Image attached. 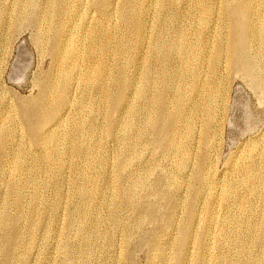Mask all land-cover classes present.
<instances>
[{"label": "rangeland", "instance_id": "obj_1", "mask_svg": "<svg viewBox=\"0 0 264 264\" xmlns=\"http://www.w3.org/2000/svg\"><path fill=\"white\" fill-rule=\"evenodd\" d=\"M243 1L0 0V264H264V40L236 58L229 36L248 15L264 27V1L239 16ZM95 32L113 38L110 103L87 80L102 55ZM69 48L86 55L55 93ZM44 102L53 112L36 119Z\"/></svg>", "mask_w": 264, "mask_h": 264}, {"label": "bare ground", "instance_id": "obj_2", "mask_svg": "<svg viewBox=\"0 0 264 264\" xmlns=\"http://www.w3.org/2000/svg\"><path fill=\"white\" fill-rule=\"evenodd\" d=\"M97 1V5H98V7H100L101 8V6L102 7H104L108 2H110V0H96ZM251 1H253V0H251ZM264 1V0H263ZM234 2H236V1H234ZM233 2V3H234ZM250 2H248V0H246V1H243V4L240 6V8H239V10H238V12H240L241 13V15H239V16H244V15H247V12L249 11V9H250V4H249ZM200 10H201V15H200V19H199V21H198V23L200 22V26H201V32H204L205 33V31H210L211 30V28H212V25H213V15H212V7L211 6H209V5H207V4H202V5H200ZM263 10H264V8L263 7H260L259 9H258V19L259 18H262L263 16H264V12H263ZM20 14V13H19ZM43 19H44V21H45V24L47 23L48 24V26L46 25V29H48L47 30V32L49 31V29L51 28V24H52V20H51V15L50 14H47V13H43V17H42ZM241 18V17H240ZM244 20H243V23L246 25V26H248V29H246V30H244L243 28H241V26H240V21H232V23H231V29H230V34H229V36H230V39H231V43H230V45H231V53H233L234 54V56L237 58V57H242L243 55H242V53L244 52L243 50H246L247 48H249V46H251L252 44H253V42H257V43H259V42H262L263 40H264V27L263 26H261V27H259L258 25L260 24V22H259V24L258 23H255L256 21H255V19L253 20V19H251V16L250 15H248V17L245 19V18H243ZM20 20V19H19ZM16 23V22H15ZM262 24V23H261ZM14 25H16V24H14ZM241 25H242V23H241ZM263 25V24H262ZM14 27V26H13ZM16 27V26H15ZM169 28V27H168ZM172 28V27H171ZM256 28V29H255ZM178 30V29H177ZM181 30V29H180ZM258 31V32H257ZM180 32H182V31H180ZM184 32V31H183ZM96 33V32H95ZM93 33V38H95L96 40H98L100 43H99V49H100V51H101V53H102V55L100 56L99 55V57H100V59H98L97 61H95V63H93V64H91L88 60V62L91 64L90 65V67L86 70V74H88V76H87V80H88V82H91V83H93V84H91V85H94V83L96 82H98L99 81V85H98V87H99V90H100V92H101V94H102V97H103V99H104V101H106V102H111V100H112V96L109 94V92H108V69L109 68H107V65H108V63H106V61H105V55H106V53L109 51V50H111L112 49V46H111V43H112V39H110V35H111V33L109 34H102V36H98V34L96 33ZM203 33V34H204ZM43 34H46V33H43ZM57 34L58 35H56V36H54L52 39H51V42H53V46L55 47V45L56 46H58V47H60L59 48V50L60 49H62L64 46H63V43H62V40L61 41H59L60 39H61V37L59 36V35H62V33H61V30H58L57 31ZM180 35L182 34V33H179ZM92 35V34H91ZM45 36V35H44ZM88 36V35H87ZM209 36V35H208ZM112 37V36H111ZM141 37V36H140ZM182 38H183V36H181ZM92 38V37H91ZM145 38V36H144V34H143V36H142V39H144ZM181 38V39H182ZM209 39V38H208ZM43 40H47L48 42H49V40L48 39H43ZM184 41V40H183ZM208 41V40H207ZM90 42V41H89ZM93 42H94V40H93ZM122 42V41H121ZM91 43V42H90ZM95 43V42H94ZM161 43H163V42H161ZM160 43V44H161ZM174 43H176V42H174ZM174 43H172V44H174ZM222 43V42H221ZM46 44V43H45ZM183 44L184 43H182L181 42V40L178 42L177 41V43H176V45H174V47L176 48V49H179V51H181V49H183ZM190 44V43H189ZM224 44V43H223ZM222 44V45H223ZM256 44V43H255ZM259 44H261V43H259ZM91 45V44H90ZM94 45V44H93ZM192 45V44H191ZM191 45H190V47H191ZM209 45V44H208ZM207 45V46H208ZM171 47H172V45H170ZM226 46V45H225ZM225 46H223L224 48L223 49H225ZM258 46V45H257ZM170 47V48H171ZM173 47V48H174ZM188 47H189V45H188ZM263 47V46H262ZM91 48V47H90ZM96 48H98V47H96ZM95 48V49H96ZM116 50H117V52H118V55H123V58L125 57L126 58V56H128V55H126L127 54V50H129L127 47L125 48V46H122V45H120V44H118L117 45V47L115 48ZM188 49V48H187ZM222 48H220V49H218L217 48V51H218V54L219 55H223L222 54V50H223ZM93 50V49H92ZM116 50H115V52H116ZM171 50H172V48H171ZM175 50V49H174ZM190 50H192V49H190ZM249 50V49H248ZM260 50H262V49H260ZM68 51H71L72 52V54L70 53V55L71 56H69V57H71V59L73 60H75V58H77V56L78 57H83L84 55H86V54H84V52L82 53V51L81 50H79V51H76V52H73L72 51V49L71 48H69L67 51H66V53H65V55L62 57V60L63 61H65L66 60V56L68 55ZM176 51H178V50H176ZM89 52V51H88ZM96 52H98V51H96ZM192 52V51H191ZM199 52V51H198ZM198 52H197V54H198ZM177 54V53H176ZM244 54V53H243ZM96 55H98V53L96 54ZM195 55V54H194ZM193 55V56H194ZM219 55H217V56H219ZM242 55V56H241ZM88 56H93L92 55V53L90 52V54H88ZM221 56H219V57H221ZM68 57V56H67ZM96 58V57H95ZM194 58V57H193ZM243 59V58H242ZM74 60L72 61V64H71V72H68V73H64V72H62L61 70H60V73H59V76H57V77H60V75H61V78H60V80H55V85H56V88L54 89V92L56 93V91L57 90H61L63 93H64V91L65 90H63V89H65V86L67 85V83L68 82H71L72 80H70L71 79V77L73 76V74H75L76 72H75V70H76V65H78V63L76 64L75 62H74ZM237 60H240V59H237ZM93 61V60H92ZM236 61V60H235ZM129 62H130V59H127V63H125L126 65L124 66H122V67H120V69L122 70V71H124L125 73H128L127 72V66L128 65H130L129 64ZM237 62H239V61H237ZM241 62V61H240ZM74 63V64H73ZM210 63V62H209ZM206 64V63H205ZM239 64V63H238ZM86 65V64H85ZM93 65V70L91 69V66ZM68 66H69V64H68ZM68 68V67H67ZM67 70V69H66ZM67 72V71H66ZM203 72V71H202ZM198 73V72H197ZM143 74L144 73H142L141 74V77H139L140 79H141V81H137L136 82V87H137V93H139L140 95L142 94V95H144L143 93H145L146 92V89H147V84H146V80L149 78V74H145L144 76H143ZM189 74V73H188ZM151 75V74H150ZM194 75V74H193ZM250 75V74H249ZM195 76V75H194ZM193 77V76H192ZM73 78V77H72ZM252 78H254L255 79V77H254V74H253V76H252ZM257 78H259V77H257ZM57 79V78H56ZM149 79H151V78H149ZM250 79H251V77H250ZM253 80V79H252ZM251 80V81H252ZM254 81V80H253ZM121 82L123 83V84H127V83H129V81L127 80V79H122L121 80ZM257 82H259L258 84L260 85V86H262V87H264V79L263 78H260V80L259 81H257ZM95 83V84H96ZM70 84V83H69ZM130 84V83H129ZM131 84H132V82H131ZM130 84V85H131ZM134 84V83H133ZM132 84V85H133ZM199 84H200V82H199ZM257 84V83H256ZM97 85V84H96ZM202 85V84H201ZM68 87V86H67ZM200 89H202V88H200ZM188 91V90H187ZM198 92V91H197ZM200 92V91H199ZM202 92H200V94H201ZM204 93V92H203ZM216 95V94H215ZM195 96H197V95H195ZM204 96V95H203ZM183 97V96H182ZM200 97V96H199ZM199 100L200 99H198V100H194V101H198L199 102ZM203 100V99H202ZM67 101V100H66ZM195 103H197V102H195ZM190 104H193V102H191ZM207 104H209V103H207ZM191 106V105H190ZM194 106V105H193ZM200 106V105H199ZM196 107V106H195ZM194 107V108H195ZM198 107V106H197ZM203 107V106H202ZM37 108V111H36V113L34 114V117L36 118V119H43V120H47V119H49L50 118V116H51V114H52V112H53V107H52V105H49V104H46V102H44V103H36L35 104V109ZM202 109V108H201ZM194 112H195V110H194ZM201 112V111H200ZM202 113V112H201ZM195 115V114H194ZM213 117V116H212ZM193 119V118H192ZM196 119V118H195ZM212 119V118H211ZM210 118H209V120L210 121H212ZM83 121H85V120H83ZM208 121V120H207ZM87 123V122H86ZM85 122H81V125L79 126V132H80V134L82 135L83 134V132L85 131V130H87V128H88V125L86 124ZM212 123V122H211ZM209 125V124H208ZM193 127V126H192ZM192 129V128H191ZM38 131H39V129H38V124L36 125V124H33L32 125V132L30 133V138H34V134L35 133H37L38 134ZM192 131V130H191ZM12 132V131H11ZM86 132H88V131H85L84 133H86ZM0 133H1V131H0ZM13 134V133H12ZM65 138H67V140L68 141H71L72 140V135H70V134H66L65 136H64ZM58 138V137H57ZM65 138H62V140H60V139H58V140H60L61 141V143L63 144V140H65ZM57 140V141H58ZM67 140H65V141H67ZM60 141H58L57 143H59ZM50 142V141H49ZM46 143H47V141H46ZM65 144V143H64ZM59 153H61V152H59ZM58 153V154H59ZM61 155H62V153H61ZM59 156V155H58ZM62 157H63V155H62ZM62 158H59V160H61ZM64 161V160H63ZM59 163H61V162H59ZM61 164H63V163H61ZM61 164H59V165H61ZM182 164H183V166H184V162H182ZM180 165H181V163H180ZM63 167V166H62ZM13 168V167H12ZM16 167H14L13 169H15ZM13 169H11V171L13 170ZM250 171V170H249ZM13 172V171H12ZM36 172H37V169H36ZM13 174V173H12ZM17 174V173H16ZM15 175V174H14ZM13 175V176H14ZM33 175V174H32ZM31 177V176H30ZM40 177V176H39ZM30 180H28V182L29 183H31V185L33 184L34 186H33V188L35 187V185L37 184V182H39V181H37V178H36V176H32L31 178H29ZM40 179V178H39ZM17 180V179H16ZM15 182H17L18 183V181H14V183H13V187H14V189L16 188V187H18L19 186V184H17V183H15ZM27 182V181H26ZM27 182V183H28ZM77 182V181H76ZM40 183V182H39ZM45 184V183H44ZM76 184V183H75ZM30 185V184H29ZM39 185V184H38ZM76 186V185H75ZM37 188V187H36ZM35 188V189H36ZM39 189V188H38ZM17 190V189H16ZM20 190V189H19ZM34 190V189H33ZM37 190V189H36ZM36 190H35V192H36ZM18 193V192H17ZM58 195H59V193H58ZM91 195V194H90ZM59 196H61V195H59ZM17 200H19L20 202H21V198L18 196L17 198H16ZM38 201H39V197L36 195V197H35V205H38ZM20 202H17V205L19 206L20 205ZM40 202V201H39ZM58 204V203H57ZM60 204V203H59ZM58 204V205H59ZM57 207H59V206H57ZM58 211V210H57ZM59 212V211H58ZM112 215V214H111ZM0 223H1V221H0ZM14 223L16 224V225H18V221L17 220H14ZM19 237V236H18ZM18 239V238H17ZM89 245V244H88ZM87 246V245H86ZM68 247H70V246H68ZM66 245H64V250H65V253L66 254H70V249L68 248ZM88 247H90V246H88ZM87 248V247H86ZM62 249V248H61ZM85 261V260H84ZM87 263V262H86ZM85 264V263H84Z\"/></svg>", "mask_w": 264, "mask_h": 264}]
</instances>
